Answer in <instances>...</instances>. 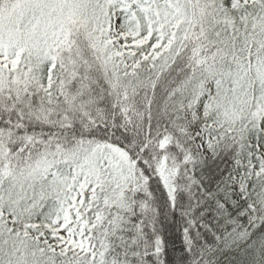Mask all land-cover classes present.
Instances as JSON below:
<instances>
[{"label": "snow or ice", "instance_id": "obj_1", "mask_svg": "<svg viewBox=\"0 0 264 264\" xmlns=\"http://www.w3.org/2000/svg\"><path fill=\"white\" fill-rule=\"evenodd\" d=\"M0 264H264V0H0Z\"/></svg>", "mask_w": 264, "mask_h": 264}]
</instances>
